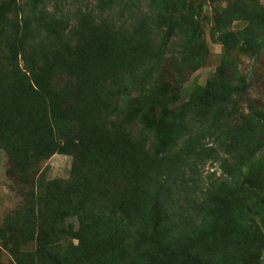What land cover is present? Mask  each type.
<instances>
[{"label":"rangeland","instance_id":"obj_1","mask_svg":"<svg viewBox=\"0 0 264 264\" xmlns=\"http://www.w3.org/2000/svg\"><path fill=\"white\" fill-rule=\"evenodd\" d=\"M98 1L41 0L34 5L31 0H0L7 8L9 6L8 12L0 10L1 14L6 12L0 24L4 56L21 41L24 50L18 56L19 67L24 71L30 69V64L49 67L54 79L62 82L67 78L66 70L70 68L74 72L80 65L71 57L64 58L66 63H59L57 58L63 51L60 42L64 46L71 44L72 48H85L92 36L114 40L126 31L131 32L137 24L151 31L158 12H164L166 20L175 27V36L168 44L161 71L154 72L145 82L144 92H140L139 85H131L133 103L138 104L145 92L154 94V82L162 81L169 88L178 89V101L168 106L175 109L188 103L197 87L203 88L216 79V72L224 63V75L231 84L236 86L240 80L249 84L246 91L232 93L218 107L214 106L212 112L201 117L186 111L179 122L175 143L165 150L161 162L162 155L158 158L160 166L186 146L182 159L185 160V177L182 182L171 180L166 196L167 230L171 228V231L164 242L165 255L171 253L169 245H174L175 234L194 228L199 230L207 246L201 256L204 264H264V121H254L249 110L264 112V35L247 20L251 14L264 15V0H166L160 10L148 0H118L112 7L100 10ZM244 10L248 18H236V11ZM41 13L48 14L58 25V34L44 30L38 21ZM223 35H229L232 46L227 58L220 41ZM153 40L157 42L156 35ZM196 45H203L204 49L194 63L199 67L192 70L188 56ZM60 59L63 62V58ZM154 96L161 106L150 107L140 123L136 121L126 129L133 140L144 139L148 147L156 142L152 129L161 128L158 119L162 107L167 110L162 104L166 99L162 90ZM127 106L120 104L123 110ZM124 118L104 122L105 128L109 133L119 132L126 126ZM243 133L248 136L243 137ZM149 156L147 160L152 161V154ZM72 170L71 157L54 154L28 174L23 163L14 161L0 142V264H52V258L63 263L77 259V241L70 233L78 229L75 217L60 219L58 215L48 222L50 233L43 235L46 252L38 248L36 236L32 241L22 242L27 236L31 237L37 227L38 221L30 213L33 202L45 193L49 181L66 182L73 175ZM248 173L254 178L251 184L243 183ZM221 191L236 194L231 225L228 229L220 225L211 232L207 230L209 219L200 223L208 207V195H219ZM77 198L87 221L111 209L108 200L101 196ZM139 227L140 223L125 220L120 232L121 245L113 250L114 258L122 253L119 264H153L154 260L183 264L179 257L165 262L167 259L148 245L150 240L141 241ZM231 230L235 231L229 239ZM221 235L227 237L222 239ZM237 235L241 239L235 240ZM14 236L19 237L17 243ZM177 245L183 247L181 242ZM16 246L17 255H13L10 248Z\"/></svg>","mask_w":264,"mask_h":264},{"label":"trees","instance_id":"obj_2","mask_svg":"<svg viewBox=\"0 0 264 264\" xmlns=\"http://www.w3.org/2000/svg\"><path fill=\"white\" fill-rule=\"evenodd\" d=\"M31 1L36 5L41 0ZM117 1L99 0L98 8L108 9ZM148 1L156 10H160L166 2ZM1 9L8 12L9 6L7 8L6 3H0ZM163 13L158 12L151 31L137 24L131 32L126 31L114 40L100 35L92 36L85 48H72L71 44L64 46L60 42L63 51L59 52V57L63 58V62L58 57L59 63H66L64 58L71 57L77 59L80 65L74 72L70 68L66 70L67 78L62 82L54 79L49 67L30 64L28 71L22 70L18 64V56L24 50L21 41L14 45L7 57L0 45V142L8 155L14 161L23 163L28 174L54 154L67 155L73 160L71 178L66 182L49 181L45 193L33 202L30 213L36 217L37 227L31 237L27 236L22 241L25 244L36 236L38 248L46 252L43 235L50 233L48 222L58 215L60 219L77 218L78 229L70 232L77 241V259L63 263L60 259L52 258V264H119L122 253L114 258L113 250L116 245H121L120 232L125 220L140 223L138 233L141 241L150 240L148 245L154 246L155 253L167 259L165 262L179 257L183 264H204L201 256L207 246L199 230L194 228L175 234L174 245H169L171 253L167 254L168 257L165 255L163 246L171 231V228L167 230L166 196L171 180L182 182L185 177V160L182 159L186 146L180 149L177 156L167 158L160 166L157 165L158 158L162 155L161 162L165 150L175 143L179 122L186 111L201 117L212 112L214 106L218 107L232 93L246 91L249 84L245 80H240L236 86L231 84L224 75V63L218 68L216 79L203 88L197 87L196 94L188 103L169 109V105L178 101L177 87L169 88L162 81L154 82V94L162 90L166 98L162 104L167 108L162 107L158 119L161 128L152 129L156 142L148 147L144 139L133 140L126 131L127 127H132L136 121L140 123L142 115L150 107L161 106L157 96L155 98L154 94L146 92L140 97L142 101L138 98V104L133 103L129 90L132 91L131 85H139L142 92L151 75L161 71L168 44L175 36L174 25L166 20ZM236 15V18H248L245 10L236 11ZM247 20L258 29L259 34L264 35V15L251 14ZM38 21L45 31L60 32L48 14L41 13ZM159 32H162L161 36ZM155 35L157 42L153 40ZM220 41L227 58L232 49L229 35L221 36ZM203 49V45H196L189 54L192 70L199 67L194 63ZM64 52L67 54L64 55ZM73 53L76 55L73 56ZM121 103L128 104L127 108L123 110ZM249 110L254 121H264V112L253 108ZM121 116L125 117V128L109 133L104 122ZM242 136L248 135L243 133ZM255 142L259 144L258 140ZM249 146L252 147L251 144ZM148 153L152 154V161L147 160V156L150 157ZM251 175L246 174L243 183L251 184L254 179ZM80 196L106 198L111 209L87 221L84 208L77 203ZM235 199L233 192L221 191L219 195H208V207L200 225L209 219L208 231L213 232L220 225L228 229ZM233 231H230L229 239ZM223 237L227 236L221 235ZM13 238L17 243L19 237ZM239 239L241 236L237 235L235 240ZM177 242L183 243V247H179ZM10 251L17 255V246L10 248ZM153 264L165 263L154 260Z\"/></svg>","mask_w":264,"mask_h":264}]
</instances>
